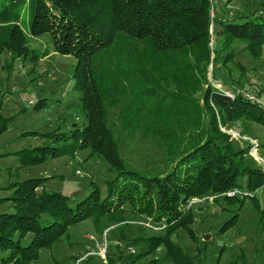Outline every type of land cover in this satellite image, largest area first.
Segmentation results:
<instances>
[{
	"label": "trees",
	"instance_id": "1",
	"mask_svg": "<svg viewBox=\"0 0 264 264\" xmlns=\"http://www.w3.org/2000/svg\"><path fill=\"white\" fill-rule=\"evenodd\" d=\"M229 1L222 0V6L227 7ZM25 5L32 9L27 31L19 24L17 12ZM213 5L209 0H7L2 5L0 55L7 53L12 61L37 62L40 56L29 47V36L50 35L55 53L75 59L72 88L80 94L85 119L81 128L68 133L56 128L22 134L46 136L54 147L4 155L16 156L25 168L88 151L87 158L103 161L112 177L105 182L109 191L105 200L100 199L96 186L75 202L61 193L46 192L42 185L52 176L9 181L0 187L7 195L0 197V264L38 260L41 250L50 249L70 227L88 219L99 224L108 214L111 223L126 224L121 212L125 203L137 215L165 227L143 239L120 237L116 253H106L105 264H206L214 254L209 251L212 243L191 228L204 213H198L202 210L194 208L195 204L187 208L188 203L211 195L216 197L211 203L216 207L220 203L241 205L256 197L224 194L233 189L254 193L264 181L263 170L248 154L249 146L235 143L221 131L229 127L244 136L242 121L264 128V101L247 99L244 93H253L234 79L221 81L217 69L233 60L236 42L244 43L252 57L262 53L264 1L253 11L229 8L211 15ZM214 84L233 98L217 91ZM256 91L262 92L258 85ZM123 98L127 104L118 116L121 129L162 142L170 161L176 152L180 155L165 175L146 177L125 169L108 125L109 110ZM45 104L46 99L39 100L34 108L40 111ZM13 118L0 115V136ZM57 143L62 145L55 147ZM259 145L264 147V142ZM237 220L238 213H233L218 234L234 227ZM179 231L196 244V254L175 244ZM128 247L136 253L130 254ZM158 248L161 256L155 259ZM224 249L221 246L216 252V262ZM78 258L75 255L69 262ZM244 260L241 251L234 264H246Z\"/></svg>",
	"mask_w": 264,
	"mask_h": 264
},
{
	"label": "rangeland",
	"instance_id": "2",
	"mask_svg": "<svg viewBox=\"0 0 264 264\" xmlns=\"http://www.w3.org/2000/svg\"><path fill=\"white\" fill-rule=\"evenodd\" d=\"M261 1L264 0H230L226 7L222 6V0L220 5H218L219 0H211L214 4L212 13L214 15L228 12L229 8L253 11L259 8L257 6ZM5 4L7 0H0V10ZM17 12L19 24L27 31L32 9L25 5ZM245 46L244 43L236 42L233 46L235 53L233 60L226 67L217 65L221 81L230 82V79H234L236 84L244 86V90L253 93L246 92L253 97L252 100L263 99L261 101H264V48L259 57L255 58ZM29 47L39 54L37 62H22L18 59L12 61L9 54L0 55V115L14 116L8 130L0 136V187H5L9 181L52 176L55 178L49 179L42 185L46 192L61 193L75 202L84 198L96 186L100 192V199L105 200L109 195L105 182L112 176L108 174L103 161L97 157L87 158L88 151H78L74 158L64 156L48 159L40 165L25 168L20 167L16 156L4 155L47 145L54 147V143L47 140L46 136H22L25 132L35 131L41 134L58 128L59 132L68 133L75 128H81L85 122L79 102L80 94L72 88L75 59L55 53L50 35L29 36ZM218 85L214 84L217 91L230 94L219 89ZM257 85L262 91L260 94L256 93ZM42 99H46V104L43 109L36 111L34 104ZM29 102L32 104L30 105ZM126 102L127 99L123 98L116 108H111L108 112V125L118 141L119 154L124 161L125 169L146 177H161L170 172L171 166L180 155L176 152L175 157L173 156V160L170 161L166 157L162 142L150 136H143L139 131L135 133L123 131L118 116ZM241 125L240 127L245 131L244 136H239L229 127L221 128V131L226 132L235 143L249 146L248 154L255 161L254 165L261 168L264 173V147L259 145L264 142V128L248 121H242ZM252 141L259 143L257 148H252ZM61 145L62 143H57L55 147ZM246 159L247 162H252L251 159L247 157ZM37 192L40 193V188ZM247 195L255 196L256 199L254 201L245 199L241 205L240 203L231 205L220 203L218 207L211 204L213 202L211 195L192 199L201 201L193 206L198 209L200 207L202 211L197 212L200 214L203 212L204 215L200 220L197 219L198 221L194 222L191 228L199 237L209 236L208 240L212 243L209 251L214 252L209 256L206 264H234L235 258L239 257L241 251L244 252L246 264L264 262V214H262L264 213V181L260 189ZM4 196L7 195L0 190V197ZM121 207L122 218L125 219L126 224L111 223L108 214L99 220V224L92 219L82 221L70 227L67 235L50 249L41 250L39 259L30 264H53L54 262L70 264L69 260L75 255L84 257L89 252L95 253L98 250L95 245L100 246L105 241L103 234L106 230L108 231L105 237L107 253L110 252V254L116 253V246L120 245V237L128 240L143 239L158 234L140 225L145 221H151V218L137 215L129 203L122 204ZM206 211H209L210 215L206 216ZM233 213H238L235 226L223 234H218L221 225ZM113 214L120 216L118 212ZM151 223L153 224L152 221ZM175 235V244L190 255L196 254L197 246L185 232L179 231ZM142 245L140 243L139 248ZM221 246L225 249L219 261L216 262L215 254ZM89 257L92 259L87 264H105L106 262L97 258L96 255Z\"/></svg>",
	"mask_w": 264,
	"mask_h": 264
},
{
	"label": "built area",
	"instance_id": "3",
	"mask_svg": "<svg viewBox=\"0 0 264 264\" xmlns=\"http://www.w3.org/2000/svg\"><path fill=\"white\" fill-rule=\"evenodd\" d=\"M211 1V0H210ZM213 5V4H212ZM212 10H213V7H212ZM211 15H213V13H211ZM228 95V94H227ZM246 97H247V99H249V100H252L253 99V97L252 96H250V95H248V94H244ZM229 96L231 97V98H233V96L232 95H230L229 94ZM29 104L31 105L32 104V102H29ZM76 120H77V118H76ZM234 135V134H233ZM252 148L254 147V149L255 148H257L258 147V143H256V142H253L252 141ZM242 194H244V195H247V194H245V193H243V192H241V191H239L238 189H233V190H231V191H229V192H227L226 194H224V195H226V196H229V197H233V196H236V195H242ZM214 198H216V197H211V199H212V201L214 200ZM201 201L200 200H192V201H190L189 203H188V205H187V208H189L190 206H192L193 204H195V203H200ZM141 225V227L142 228H144V229H148V230H152V231H154V232H156V233H161L163 230H164V225H162V224H152L151 223V221H145V223H142V224H140ZM107 230L104 232V234H103V240H105L104 241V243L103 244H101L100 246L99 245H95L97 248H98V250L94 253V252H89L86 256H84V257H79L76 261H73L72 263H70V264H82V262H83V260L84 259H86V258H89V256H94V255H96V257L97 258H100V259H102V260H105L106 259V253H107V243H106V239H105V237H106V234H107ZM90 239L91 240H93V238L92 237H90ZM127 251L130 253V254H135L136 253V250L134 249V248H132V247H128L127 248ZM89 255V256H88ZM161 256V249H157L156 251H155V253H154V258L155 259H158L159 257Z\"/></svg>",
	"mask_w": 264,
	"mask_h": 264
},
{
	"label": "water",
	"instance_id": "4",
	"mask_svg": "<svg viewBox=\"0 0 264 264\" xmlns=\"http://www.w3.org/2000/svg\"><path fill=\"white\" fill-rule=\"evenodd\" d=\"M208 239H209V236H204V240L208 241Z\"/></svg>",
	"mask_w": 264,
	"mask_h": 264
}]
</instances>
